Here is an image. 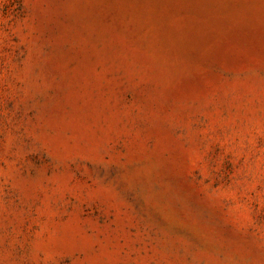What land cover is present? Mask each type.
<instances>
[{"label": "rangeland", "instance_id": "374dc122", "mask_svg": "<svg viewBox=\"0 0 264 264\" xmlns=\"http://www.w3.org/2000/svg\"><path fill=\"white\" fill-rule=\"evenodd\" d=\"M0 264H264V0H0Z\"/></svg>", "mask_w": 264, "mask_h": 264}]
</instances>
